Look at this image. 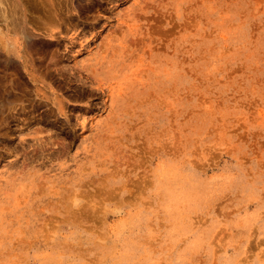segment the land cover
<instances>
[{
  "label": "rangeland",
  "instance_id": "374dc122",
  "mask_svg": "<svg viewBox=\"0 0 264 264\" xmlns=\"http://www.w3.org/2000/svg\"><path fill=\"white\" fill-rule=\"evenodd\" d=\"M10 2L0 264H264V0Z\"/></svg>",
  "mask_w": 264,
  "mask_h": 264
},
{
  "label": "bare ground",
  "instance_id": "6f19581e",
  "mask_svg": "<svg viewBox=\"0 0 264 264\" xmlns=\"http://www.w3.org/2000/svg\"><path fill=\"white\" fill-rule=\"evenodd\" d=\"M1 1L3 2V0ZM6 9L7 10L3 12L0 10V59L2 61L1 64H3V62H6L12 65L13 63H17L15 62L17 61L15 60L17 58L16 34L18 32V28L20 27L19 19L17 18L18 13L16 10V5L10 2L8 3V7ZM30 34L28 32H25L24 37H26L27 39H31ZM12 81L15 80L13 79Z\"/></svg>",
  "mask_w": 264,
  "mask_h": 264
}]
</instances>
